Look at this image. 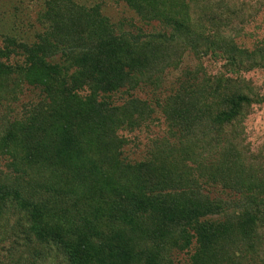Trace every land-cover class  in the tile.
Masks as SVG:
<instances>
[{
    "label": "trees",
    "instance_id": "obj_1",
    "mask_svg": "<svg viewBox=\"0 0 264 264\" xmlns=\"http://www.w3.org/2000/svg\"><path fill=\"white\" fill-rule=\"evenodd\" d=\"M116 1L138 22L45 0L33 38H3L0 95L15 100L26 86L40 96L8 131L26 148V165L13 167L28 197L0 185V206L19 203L26 216V263L57 252L62 264H176L173 253L194 248L188 264H264V158L242 137L264 101L243 75L264 71V47L229 35L251 6ZM185 56L194 68L182 69ZM206 58L221 60L224 73L209 77ZM151 122L166 131L135 160L138 136L120 132H151Z\"/></svg>",
    "mask_w": 264,
    "mask_h": 264
},
{
    "label": "rangeland",
    "instance_id": "obj_2",
    "mask_svg": "<svg viewBox=\"0 0 264 264\" xmlns=\"http://www.w3.org/2000/svg\"><path fill=\"white\" fill-rule=\"evenodd\" d=\"M44 1L45 0H0V48L3 47L4 36L10 35L20 39L30 40L40 31L38 20L42 16ZM76 1L87 7L97 6L100 14L113 24L121 21L138 22L134 13L131 12L123 2L116 0ZM197 1L204 5L207 0ZM213 1H225V3L228 4H240L243 2L247 4L248 7L251 6V9L246 10L243 16V19H246L245 24L239 26L234 23L229 35H238L236 36V43L238 46H244L249 50L255 47H260V49L264 47V0ZM173 2L176 3L177 0H173ZM222 6L223 5H221L220 8ZM197 9H199V6L189 15L192 21L198 16V13H196ZM30 25L33 27H30ZM201 63L205 73L209 77L224 73L223 62L221 60L215 61L206 58L201 60ZM196 64L197 62L194 58L185 56L181 65L182 69L185 67L192 69ZM180 72L179 69L169 74L168 82H172ZM243 77L252 84L253 88L260 96L264 97L263 70L254 69L244 74ZM17 91L18 94L15 96V100H11L5 94L0 95V185L7 189L10 187V190L12 187L22 186L23 189L19 196L27 198L28 189L26 185H24V182L16 178L17 173L13 167V164L16 165L18 169L26 165V148L24 149L23 146L20 147L22 143H18V145L15 146L8 141L9 132L11 131L9 130V126L15 122L20 123L24 119L30 117V115L33 114L31 111L32 108L40 101V96L37 90L26 86H21ZM151 125H155L156 128H152L153 126L151 127ZM148 126L151 132L146 129H142L141 132L138 133L120 132V135L125 136L128 140H134V143V137L138 136L139 140L136 141V146L137 144L139 146L137 149L132 148L129 154V156L135 160L143 159L144 154L142 151L146 150V147L151 141L152 134L155 135L156 132L157 136H162L166 131L165 128H162L161 124L157 122H155V124L151 122ZM242 127V137L245 140L244 146L249 150L250 154L264 158V101L261 104L252 106ZM13 133L14 132L11 131V134ZM47 170L49 169L42 170V177L52 178L51 173ZM26 180L27 179H25V181ZM18 204L19 203H14V207L7 204L0 206V264H28L26 260L30 257V254L27 252L24 245V225L26 223V216L24 212L18 208ZM193 249L194 248H191L187 252L173 253L172 260L176 262V264H188L189 256L193 252ZM56 253L57 252L54 253L55 258L51 259L47 264H52L54 259L55 263L53 264H62L59 262L60 259L57 257ZM27 261L29 262V260Z\"/></svg>",
    "mask_w": 264,
    "mask_h": 264
}]
</instances>
